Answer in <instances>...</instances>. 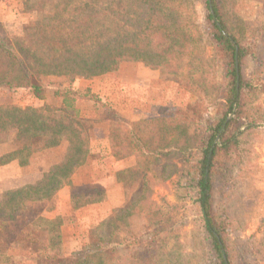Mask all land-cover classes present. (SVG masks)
<instances>
[{
  "label": "trees",
  "instance_id": "trees-1",
  "mask_svg": "<svg viewBox=\"0 0 264 264\" xmlns=\"http://www.w3.org/2000/svg\"><path fill=\"white\" fill-rule=\"evenodd\" d=\"M180 1L136 0L131 6H140L143 17L122 34L120 12L125 7L119 0H113V8L108 7L110 14L104 12L103 0H24L37 18L16 37H7L0 24V88L29 87L42 99L37 83L42 77L88 79L114 72L127 61L159 69L173 79L179 73L174 63L194 39L179 14ZM199 1L205 13L207 39L220 62L222 97L211 104V109H203L196 100L184 108L167 110L163 116L169 127L166 131H172L175 137L165 146L148 150L144 157L138 152L141 147L135 136L124 138L127 132L119 118L110 113L111 154L136 168L141 191L136 201L114 210L108 220L93 228L87 244L69 256L61 250L60 217H47L45 214L54 209L46 205L92 157V121L81 116L76 105L78 93L71 88L54 92L58 106L0 105V166L11 161L27 165L34 152L32 141L38 137L44 138L41 149L67 143L62 161L38 182L0 196V264H10L9 251L22 244L40 256L42 251L56 248L59 254L52 259L53 264H174V237L167 235L156 243L160 233L166 231L164 226L174 206L150 198L153 188L172 176L178 177L177 187L186 190L188 202L197 213L203 240L212 255L209 260L212 264H231L232 243L218 203L234 185L233 172L240 174L246 169L250 151L247 138L264 124V112L256 104L262 90L242 74L241 60L246 50L228 28L221 0ZM156 122L159 118L153 117L138 125L149 127ZM103 196L98 189L77 191L70 198L71 208L100 201ZM145 210L151 212L152 231L129 240L120 238L119 233L127 228V218ZM105 224L110 230L103 236L99 229ZM171 240L173 245L169 247Z\"/></svg>",
  "mask_w": 264,
  "mask_h": 264
},
{
  "label": "rangeland",
  "instance_id": "rangeland-1",
  "mask_svg": "<svg viewBox=\"0 0 264 264\" xmlns=\"http://www.w3.org/2000/svg\"><path fill=\"white\" fill-rule=\"evenodd\" d=\"M119 1L125 7L120 12L124 28L122 34H124L130 30L128 26H132V23L137 26L143 17V9L138 5L131 6L132 3L136 4V0ZM103 2L106 8L104 12L110 14L108 7L112 5L113 0H103ZM221 2L228 19V28L246 50V55L241 60L242 74L256 89L262 90L256 104L264 112V0H221ZM177 3L183 24L188 26L194 39L185 45L184 53L174 63L179 73L175 74L173 79H168L166 73L159 69L148 68L141 62L127 61L121 63L114 72L88 79L67 76L42 77L37 82L42 88V99L35 97L29 87L16 90L0 88V105L11 103L22 108L39 107L44 104L58 106L59 100L55 98L54 92L57 89L71 88L78 93L79 99L76 105L83 118L92 121V126L96 122H106L110 129L112 119L109 115L115 114L120 120V126L128 133H125L124 138L130 139L129 136H135L141 147L138 152L142 157L146 156L148 150L153 151L157 146H165L175 137L172 131H166L168 126L165 125L166 118L163 116L167 110L184 108L196 100L203 104V109H211V104L222 97L220 62L203 27L205 13L200 1L181 0ZM36 18L37 13L30 11L24 0H0V24L7 37L21 36ZM153 117L159 118V122L155 125L149 127L138 125L140 121ZM43 140V137H38L32 141L34 151L45 150L41 149ZM247 147L250 151L245 160L246 169L240 174L233 172L234 185L225 192V199L218 203V207L227 222L226 232L232 243V249L229 251L231 264H264V124L247 138ZM47 158L46 156L45 160H48ZM90 159H87L84 165ZM84 165L79 167L81 168L79 171L78 168L74 172L76 173L74 179L78 185L73 194L77 191L91 190L88 183L96 173L86 166L83 167ZM126 165L131 166V169L118 175L125 200L123 207L136 201L141 191L136 168L127 162ZM22 169L27 171L26 174L32 173V168L30 170L28 167L27 169L16 167L15 170H8L7 174L0 172V177H7L10 173L14 177H20L19 171ZM177 181L178 177L172 176L163 185L154 187L151 191V199L176 207L169 211L171 215L164 226L166 231L160 233L156 243H160L167 235L174 237L177 244L176 250L171 252L174 264H212L209 260L212 255L203 240L197 213L188 202L186 190L177 187ZM14 182L19 181H12L13 184ZM71 182L72 179L66 185ZM1 185L0 181V196L7 192L2 190ZM54 196L47 203L46 208L53 207L55 210ZM174 210L177 212L174 213ZM45 215L49 217L53 214L51 212ZM74 218L81 219L82 216L73 214L66 219L72 223ZM60 224L62 225L61 217ZM126 225V230L119 233L120 238L126 240L138 238L152 231L151 212L145 210L129 216ZM72 230L75 234H79L81 241H76L78 248L66 253L63 245L68 247L73 244L62 242L60 235L61 250L65 256L79 251L87 244L92 229L84 233V236L81 227L72 229L71 226ZM99 230L104 236L110 229L105 224ZM238 244V248L241 249L236 247ZM168 245L171 247L173 241H169ZM42 252L40 254L43 256H40L25 248L23 244L16 245L8 253L9 261L10 264H53L52 259L57 258L59 254L56 248H48Z\"/></svg>",
  "mask_w": 264,
  "mask_h": 264
},
{
  "label": "crops",
  "instance_id": "crops-1",
  "mask_svg": "<svg viewBox=\"0 0 264 264\" xmlns=\"http://www.w3.org/2000/svg\"><path fill=\"white\" fill-rule=\"evenodd\" d=\"M126 88V87H125ZM125 91V90H124ZM121 93V91H120ZM117 95V94H116ZM85 117V116H84ZM94 119V118H91ZM109 128L108 123H94L89 130V147L92 157L86 165L90 170L96 173V176L89 180L88 186L90 189H100L104 193V197L100 201L88 203L74 211L71 208L70 198L73 195L74 189L77 187L74 179L76 173L71 177L72 182L65 185L58 190L53 200L55 201V210L52 211V216L59 215L62 218V225L60 227V235L62 242L70 243L68 247L64 244L63 250L66 253L74 251L78 248L76 241L80 242L79 234H75L72 229L81 227L82 235L95 228L101 222L107 220L114 210L120 209L124 206L125 200L122 194V184L118 181V175L125 173L131 169V166L126 165V159L121 156H113L108 145ZM67 144L61 142L58 146L50 149L34 151L29 158L26 167H20L16 161H11L2 167L0 172H7L8 170H15L16 167L21 169L32 168V173L26 174V170L22 169L20 177H14L12 173L7 177H0L1 187L3 191L14 190L25 185H31L38 182L42 176L49 171V169L60 163L66 153ZM48 160H45V157ZM81 168L78 169V171ZM29 171V169H28ZM77 171V172H78ZM7 174V173H6ZM76 178V177H75ZM74 179V180H73ZM19 181L13 184L12 181ZM50 214V213H46ZM73 214H81L82 218H74L72 223L66 218ZM72 232V233H71Z\"/></svg>",
  "mask_w": 264,
  "mask_h": 264
}]
</instances>
